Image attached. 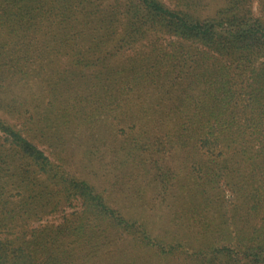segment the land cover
Masks as SVG:
<instances>
[{"label":"trees","instance_id":"obj_1","mask_svg":"<svg viewBox=\"0 0 264 264\" xmlns=\"http://www.w3.org/2000/svg\"><path fill=\"white\" fill-rule=\"evenodd\" d=\"M214 1L0 0V264H87L121 237L157 257L183 252L65 169L73 130L134 113L129 99L147 95L139 111L162 131L145 137L119 116L132 128L125 155L184 154L185 212L211 236L195 260L264 264V0ZM31 81L32 107L14 92ZM157 170L164 189L171 173Z\"/></svg>","mask_w":264,"mask_h":264},{"label":"rangeland","instance_id":"obj_2","mask_svg":"<svg viewBox=\"0 0 264 264\" xmlns=\"http://www.w3.org/2000/svg\"><path fill=\"white\" fill-rule=\"evenodd\" d=\"M218 3V0L214 1V5ZM253 10L257 13L256 2L253 3ZM14 92L23 94L31 107L35 101L40 103L42 99V91H39L38 85L33 81L17 87ZM142 95L145 96V93ZM148 97L149 95L139 101L134 96L129 99L128 107L134 113L127 109L124 116L116 115V120L101 119L92 128L84 126L78 131L73 130L68 135L66 148L62 153L65 169L72 176L90 183L96 191L103 194L109 205L122 216L144 226L148 234L164 240L182 242L185 245L184 250L175 256L157 257L151 249L127 243V239L121 237L114 239L115 244L110 245L106 249L108 251L92 257L87 264H201L200 260H195V252L201 249L202 253H206L208 250L207 241L211 236L202 233L198 224L185 212V201L194 188L195 179L189 172L184 154L169 151L149 157L150 152L147 151L148 153H137L134 157L132 155L130 159L125 155V135L132 128L125 125L128 123L123 124L119 116L125 121L141 122L139 125L137 123V128L146 131L145 137L160 134L162 131L157 127V118L154 117L159 116L157 113L144 114L139 111L140 107L145 109L148 106ZM111 121L118 124L112 125ZM150 142V139L145 140V143ZM40 148L44 149V146ZM45 154L48 155L46 150ZM158 168L171 173V182L164 189L157 187L155 183ZM216 192L224 203L228 202L230 194L226 186L220 184ZM77 207L78 203H73L71 208L65 210L68 213ZM210 213L216 220L228 216H223L221 211ZM60 217L61 214L45 217L32 226L58 223Z\"/></svg>","mask_w":264,"mask_h":264}]
</instances>
